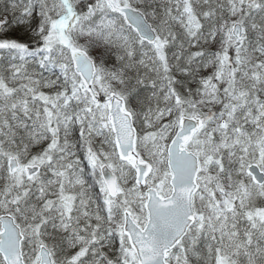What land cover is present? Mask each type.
I'll use <instances>...</instances> for the list:
<instances>
[{
  "label": "snow or ice",
  "instance_id": "6c2138e0",
  "mask_svg": "<svg viewBox=\"0 0 264 264\" xmlns=\"http://www.w3.org/2000/svg\"><path fill=\"white\" fill-rule=\"evenodd\" d=\"M0 264H264V0H0Z\"/></svg>",
  "mask_w": 264,
  "mask_h": 264
}]
</instances>
